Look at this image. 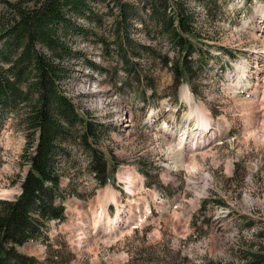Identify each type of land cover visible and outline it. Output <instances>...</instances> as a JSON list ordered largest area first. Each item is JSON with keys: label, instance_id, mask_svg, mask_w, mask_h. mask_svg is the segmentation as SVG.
<instances>
[{"label": "rangeland", "instance_id": "rangeland-1", "mask_svg": "<svg viewBox=\"0 0 264 264\" xmlns=\"http://www.w3.org/2000/svg\"><path fill=\"white\" fill-rule=\"evenodd\" d=\"M189 4L195 25L212 37L213 58L204 66L196 61L195 73L179 82L162 60H146L147 100L138 97L142 87L125 86L122 70L114 82L108 73L115 59L104 60L103 51L76 40L84 51L70 61L64 83L109 129L100 145L118 160L116 181L99 186L88 157L71 147L72 165L63 178L68 220L49 223L52 247L39 238L21 252L42 264H50L54 250L69 258L58 264H242L238 241L253 240V231L264 227V74L256 86L254 69L257 60L264 63V0H217L210 17L203 2ZM5 9L0 0V17ZM87 59L107 68L96 70ZM14 122L6 116L0 129V199L19 194L13 180L25 168L26 136ZM172 127L174 135L166 132ZM183 132L188 138L179 143ZM195 138L200 142L193 147ZM244 216L254 217V228Z\"/></svg>", "mask_w": 264, "mask_h": 264}, {"label": "trees", "instance_id": "trees-1", "mask_svg": "<svg viewBox=\"0 0 264 264\" xmlns=\"http://www.w3.org/2000/svg\"><path fill=\"white\" fill-rule=\"evenodd\" d=\"M199 1L204 4L205 15H213V2L217 0ZM3 3L6 9L0 17V129L4 126L2 120L13 115L14 125L25 134L26 143L20 155L24 173L13 180L19 183L21 192L13 198L0 199V264H42L38 257L19 248L39 238L47 239L48 248L52 247L49 223L67 219L63 178L72 165L71 147L88 157V170L98 179L99 186L114 181L118 166L113 152L107 153L100 145V138L109 129L81 107L78 97L71 96L64 83L71 76L70 61L84 51L76 40L87 41L86 49L103 51L104 60L115 59L117 66L108 73L114 82L122 70L125 86L135 92L142 87L138 97L147 100L144 87L151 75L145 73L142 63L162 60L175 81H184L195 73L196 61L204 66L213 58L209 43L212 37L195 25L197 13L189 0ZM194 53L198 58H193ZM87 61L96 70L107 68L100 62ZM120 87L125 88L123 84ZM154 94L155 89L151 98ZM173 94L178 98V92ZM243 218L248 227L254 226V217ZM194 224L199 225L197 219ZM252 239L241 237L236 252L242 264H264V227L253 231ZM68 259L60 250L52 251L49 257L50 264L66 263ZM201 264L223 262L212 259Z\"/></svg>", "mask_w": 264, "mask_h": 264}, {"label": "bare ground", "instance_id": "bare-ground-1", "mask_svg": "<svg viewBox=\"0 0 264 264\" xmlns=\"http://www.w3.org/2000/svg\"><path fill=\"white\" fill-rule=\"evenodd\" d=\"M263 29H264V26H263ZM254 69H255V72H256V83H255V85L256 86H258L259 85V83H261V78H262V76H263V74H264V63L263 62H260L259 60H257L256 61V64H255V66H254ZM263 80V79H262ZM254 89H255V87H254ZM253 89V90H254ZM246 90L248 91V90H250V88H246ZM258 89L256 88L255 89V94L256 95H258ZM264 96V94H261V96ZM262 96V97H263ZM264 99V98H263ZM260 102V101H259ZM264 104V103H263ZM207 119V118H206ZM209 119V118H208ZM207 121V120H206ZM200 128V127H199ZM206 128V127H205ZM186 132V131H185ZM210 132V131H209ZM198 133H199V131H198ZM184 136H185V134L182 136V137H180V140H184ZM203 138H204V136H203ZM201 140V139H200ZM202 142V141H201ZM198 147V146H197ZM129 183H131V182H129ZM133 188V187H132ZM102 211V210H101ZM99 213V212H98ZM102 213V212H101ZM100 215V214H99ZM105 215V214H104ZM101 216V215H100ZM104 216H102V218H103ZM98 218V217H97ZM99 219H101V218H99ZM109 219V218H108ZM102 220V219H101ZM96 221V220H95ZM98 221H100V220H98ZM90 224V223H89ZM102 226V225H101ZM95 232V231H94Z\"/></svg>", "mask_w": 264, "mask_h": 264}]
</instances>
